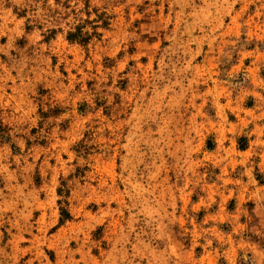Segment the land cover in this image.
I'll list each match as a JSON object with an SVG mask.
<instances>
[{
  "label": "rangeland",
  "instance_id": "1",
  "mask_svg": "<svg viewBox=\"0 0 264 264\" xmlns=\"http://www.w3.org/2000/svg\"><path fill=\"white\" fill-rule=\"evenodd\" d=\"M0 264H264V0H0Z\"/></svg>",
  "mask_w": 264,
  "mask_h": 264
},
{
  "label": "trees",
  "instance_id": "2",
  "mask_svg": "<svg viewBox=\"0 0 264 264\" xmlns=\"http://www.w3.org/2000/svg\"><path fill=\"white\" fill-rule=\"evenodd\" d=\"M101 20V23L100 25H92V31L89 32L88 30L84 29V23L85 22H88V20H83V23L81 24H77L73 27L72 30H68L66 32V35H65V38L68 40V41H72V42H78L80 44H86L92 36H95V35H99V33L96 31V28L97 27H104L106 26V21L105 20ZM61 190L59 189V192ZM61 216L64 217V218H67L68 217V213L64 210V209H61V212H60Z\"/></svg>",
  "mask_w": 264,
  "mask_h": 264
}]
</instances>
